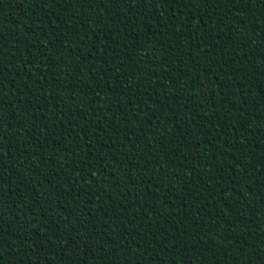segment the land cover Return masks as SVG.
Returning <instances> with one entry per match:
<instances>
[{
	"label": "trees",
	"instance_id": "trees-1",
	"mask_svg": "<svg viewBox=\"0 0 264 264\" xmlns=\"http://www.w3.org/2000/svg\"><path fill=\"white\" fill-rule=\"evenodd\" d=\"M0 264H264V0H0Z\"/></svg>",
	"mask_w": 264,
	"mask_h": 264
}]
</instances>
